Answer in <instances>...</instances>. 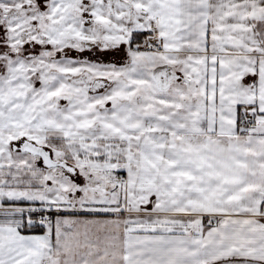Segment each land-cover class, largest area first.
<instances>
[{"label":"snow or ice","instance_id":"6c2138e0","mask_svg":"<svg viewBox=\"0 0 264 264\" xmlns=\"http://www.w3.org/2000/svg\"><path fill=\"white\" fill-rule=\"evenodd\" d=\"M0 264H264V0H0Z\"/></svg>","mask_w":264,"mask_h":264},{"label":"rangeland","instance_id":"374dc122","mask_svg":"<svg viewBox=\"0 0 264 264\" xmlns=\"http://www.w3.org/2000/svg\"><path fill=\"white\" fill-rule=\"evenodd\" d=\"M103 59H105V60H108V59H112V57H103ZM7 206V205H6ZM101 219H104V218H106V217H100Z\"/></svg>","mask_w":264,"mask_h":264}]
</instances>
